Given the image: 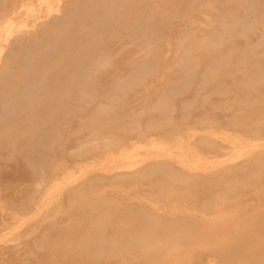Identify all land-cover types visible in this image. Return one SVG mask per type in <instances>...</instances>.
Instances as JSON below:
<instances>
[{
  "label": "rangeland",
  "instance_id": "1",
  "mask_svg": "<svg viewBox=\"0 0 264 264\" xmlns=\"http://www.w3.org/2000/svg\"><path fill=\"white\" fill-rule=\"evenodd\" d=\"M134 2L54 140L0 120V264H264V0ZM81 3L0 0V75Z\"/></svg>",
  "mask_w": 264,
  "mask_h": 264
},
{
  "label": "bare ground",
  "instance_id": "2",
  "mask_svg": "<svg viewBox=\"0 0 264 264\" xmlns=\"http://www.w3.org/2000/svg\"><path fill=\"white\" fill-rule=\"evenodd\" d=\"M96 2L104 6L93 7V10L84 3L77 6L76 24L69 30L65 26H50L38 37L28 41L19 39L16 44L17 54L13 58L9 57L14 63H10L0 75V120L6 117V113L13 107H18L22 112L11 117L6 123L17 124L19 127L28 125V134L37 138L36 144L55 139L52 133L61 120L54 117L56 110L60 109L62 118L65 119L71 109L81 110L87 97L98 95L97 85L92 79L89 82L87 80L92 77L94 71L105 64L101 55H109L110 49L98 45L104 39L103 34L128 29L133 25L130 19L142 21L139 28L144 27L143 20L148 19L146 9L134 0ZM115 21L120 22V27L114 28ZM68 22L66 20L63 25H68ZM126 36L129 37L128 34ZM144 63L146 62L139 59L135 65H128L127 70L132 73L134 68ZM47 72L49 76L43 79ZM9 74L12 79H8ZM93 91L95 95H92ZM38 99L42 102L44 99L43 106L35 109ZM28 126L25 129H28ZM30 129L36 131L37 135L31 133Z\"/></svg>",
  "mask_w": 264,
  "mask_h": 264
}]
</instances>
